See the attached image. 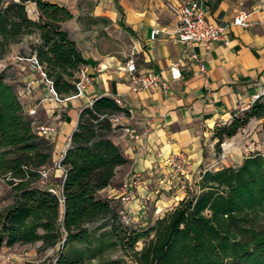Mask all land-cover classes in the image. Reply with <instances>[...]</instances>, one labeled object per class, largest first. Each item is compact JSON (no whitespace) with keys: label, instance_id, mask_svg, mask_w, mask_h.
Listing matches in <instances>:
<instances>
[{"label":"trees","instance_id":"1","mask_svg":"<svg viewBox=\"0 0 264 264\" xmlns=\"http://www.w3.org/2000/svg\"><path fill=\"white\" fill-rule=\"evenodd\" d=\"M72 17L56 0H0V60L28 36L29 54L20 56L36 59L58 98L77 94L86 59L62 25ZM123 112L109 96L81 109L60 160L58 195L40 175L52 143L35 131L0 69V180L11 199L0 210V246L40 242L55 248V264H264V155L254 151L238 165L201 172L175 205L137 225L122 219L115 198L99 194L128 162L110 137V116ZM254 117H264L260 98L214 128L217 149Z\"/></svg>","mask_w":264,"mask_h":264},{"label":"crops","instance_id":"2","mask_svg":"<svg viewBox=\"0 0 264 264\" xmlns=\"http://www.w3.org/2000/svg\"><path fill=\"white\" fill-rule=\"evenodd\" d=\"M56 1L73 14L62 25L86 59L81 68L88 79L82 93L54 96L40 71L31 66L30 57L13 56L23 82L17 93L24 113L34 124L56 126L47 137L52 156L43 183L54 186L48 178H63L54 163L65 153L81 109L100 96L119 99L125 110L110 137L128 162L99 194L117 200L116 188L134 171L140 172L141 184L132 190V199L121 205L137 225H146L175 205L184 196L181 188L192 186L201 172L238 165L248 155L230 157L231 150L238 148L236 138L222 142L218 150L213 133L234 112L264 95V0H199L211 22L227 23L239 12H246L252 22L248 27L230 25L227 44L213 41L207 45H186L176 37L180 22L168 4L188 0ZM26 8L36 19L35 4L29 2ZM129 57L135 59L137 75L157 74L156 84L132 90V79L124 68ZM174 61L182 71L177 79L171 78L168 69ZM198 62L205 65V72L194 73ZM30 109L35 113L28 114ZM124 126L138 137H130ZM175 164L182 167L181 172ZM61 184L62 179L56 187ZM172 185L178 186L174 194L161 191ZM6 248L10 247L0 246V264L7 260L1 254Z\"/></svg>","mask_w":264,"mask_h":264},{"label":"built area","instance_id":"3","mask_svg":"<svg viewBox=\"0 0 264 264\" xmlns=\"http://www.w3.org/2000/svg\"><path fill=\"white\" fill-rule=\"evenodd\" d=\"M168 8L178 17L179 19V27L176 31V37L179 41L183 42L186 45H190L194 42H199L204 45L209 44L213 41H222L224 44L229 42L226 29L230 25H241L243 27H248L252 24L251 20L248 18V14L246 12L237 13L233 19L227 23H214L207 19L205 11L201 5L199 0H188L184 3L180 4H168ZM193 58L197 59L195 55ZM31 66L42 74L44 78V73L41 70L40 65L36 61L34 57H30ZM125 70L129 73L130 78L132 79L131 89L134 91H138L144 88H147L159 80L157 74L155 75H145L140 76L135 73L136 64L135 59L133 57H129L124 65ZM169 72L171 78L177 79L182 77L181 66L178 61H174L169 65ZM206 67L203 63L198 62V68L194 71V73L205 72ZM79 80L76 83L77 94L82 93L85 88L87 75L80 68L78 72ZM49 86V92L57 97L55 91L51 87L48 80L44 78ZM257 98V97H256ZM116 102L119 104L120 100L117 99ZM35 110L30 109L28 114H34ZM123 117L122 113L110 116V120L114 126H116L121 118ZM35 131L42 137H49L52 133L56 131V126L51 123H38L34 124ZM123 130L132 138H137L138 134L132 131L129 127L124 126ZM63 156V155H62ZM62 158V157H61ZM61 158L54 163V167L57 169H61L63 173V167L60 164ZM178 172L182 171V167L178 164H175ZM40 175L42 179H45L48 176V168L43 167L40 169ZM63 180V178H62ZM142 182V174L138 171H134L130 178L126 181H123L116 189H117V201L119 202V213L124 221H129L131 218L125 212L124 208L121 206L123 203H126L132 199V190L140 185ZM184 187V186H183ZM49 190L58 195L61 194V186L54 187L49 186ZM59 192V193H57ZM55 261V260H54Z\"/></svg>","mask_w":264,"mask_h":264},{"label":"rangeland","instance_id":"4","mask_svg":"<svg viewBox=\"0 0 264 264\" xmlns=\"http://www.w3.org/2000/svg\"><path fill=\"white\" fill-rule=\"evenodd\" d=\"M27 12L29 14L30 10H27ZM29 39L30 38L27 36L22 42L13 44L10 47L9 52L0 60V69L4 70L6 80L14 86L16 91L23 86V82L19 78L20 73H18V68L13 56H20V51L25 53V55L29 54ZM261 97L260 99L264 101V95ZM238 131L240 133L235 137L225 138L223 141L228 142L232 141L234 138L238 139V143L234 142V145L238 146V148L235 149V151L231 150V158L238 159L245 153L249 154L254 151H260L264 155V117L261 119L255 117L251 118L243 127V131L242 128ZM61 179V175H57L56 177L53 176L52 178H48V181L53 182L54 187H56ZM180 185H183V183ZM177 188L178 186L173 187L172 185L169 190L162 189L161 191H165V194L172 195ZM181 189L185 190L183 187ZM9 201L8 188L5 182L0 180V210L7 205ZM79 251L82 252V254L87 252V250L82 247H80ZM1 254L7 259L2 264H55L56 250L52 247L43 249L40 242H34L28 244H15L10 248H6ZM114 254L115 253L112 255Z\"/></svg>","mask_w":264,"mask_h":264},{"label":"bare ground","instance_id":"5","mask_svg":"<svg viewBox=\"0 0 264 264\" xmlns=\"http://www.w3.org/2000/svg\"><path fill=\"white\" fill-rule=\"evenodd\" d=\"M230 145L229 143L226 144V146Z\"/></svg>","mask_w":264,"mask_h":264}]
</instances>
